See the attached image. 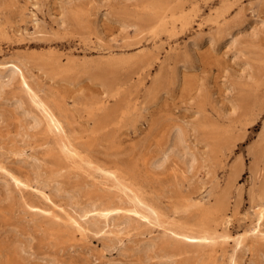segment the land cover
<instances>
[{"label": "rangeland", "instance_id": "1", "mask_svg": "<svg viewBox=\"0 0 264 264\" xmlns=\"http://www.w3.org/2000/svg\"><path fill=\"white\" fill-rule=\"evenodd\" d=\"M12 64L63 130L28 129L14 100L41 110L18 77L2 87L0 264H264V244L242 235L255 224L264 232V211L253 219L264 210V171L253 169L264 131V0H0V68ZM175 125L198 165L184 174L169 160L149 172ZM66 144L83 166L60 157ZM238 163L226 237L209 262L189 244L169 256L162 243L176 235L149 204L193 220L194 210L176 211L178 198L212 201ZM87 219L100 229L75 230Z\"/></svg>", "mask_w": 264, "mask_h": 264}, {"label": "bare ground", "instance_id": "2", "mask_svg": "<svg viewBox=\"0 0 264 264\" xmlns=\"http://www.w3.org/2000/svg\"><path fill=\"white\" fill-rule=\"evenodd\" d=\"M18 67L19 66H17L16 64H12L8 66L3 65L0 68V90L4 85H8L14 78L18 77L21 86L28 93L29 97H31V101L35 103L36 107L41 110V114H29V112L22 107V101L16 98L14 100V109L17 110L18 108H21V111L19 112L21 113V117L24 116L22 119L23 121H25V126L28 129L31 127L38 128L44 126L45 133H60L63 129L59 120L56 119L51 108H49L47 103L40 99L32 91L30 85L25 80L21 69ZM5 75L7 79H5L4 81V79L2 80L1 78L5 77ZM1 114L0 119H2ZM232 138L233 137H231V140ZM219 140L220 139H217V142ZM215 146L217 145L215 144ZM257 147L258 151H256L255 154V161H257L256 164L254 163L253 169L256 171L258 168V163H260L264 171V131L261 133L260 139L257 142ZM218 149L214 150L219 152ZM217 152H215L214 154V161L217 158ZM59 153L62 159L69 160L75 166L81 167L85 164V160H77L80 158L79 153L74 148H72L70 144L63 145V147L60 148ZM32 157L33 159L35 158L34 156ZM169 160L180 164V168H182L184 174H186L188 171H191L192 169H195V167L199 163V156L188 145V142L185 138L184 129L179 125H175L171 128V130L167 131L162 141L158 145L156 153L147 159L146 169L151 173L160 172ZM241 167V163H238L237 165L231 167L232 169H230L226 184L222 188H220V190L217 191L215 195H213L214 197L212 201L208 200L205 203L193 201L190 192L185 193L178 198L176 211H184L188 209H190V211L194 210L193 220L184 218L181 221L174 217H171L172 219H168V217L164 218L162 212L160 210H157L158 206L155 207L153 204H149V207H151L149 213H154L153 217L154 220H156V223L161 222L166 224V226L176 235L174 238H170L169 242L162 243L163 248L167 251V254L169 256L172 257L174 255H180L184 253L186 251V244H189V246L193 245L197 247L195 248L196 252L194 258L199 260V262H206V260L208 259L207 263L209 262V258L211 257L212 252L216 250L215 247L219 243V239L222 237H226L225 231L227 230L229 221L228 219H226V216H224V211L228 209V205L230 203L231 198V188L234 186L237 181V178L241 173ZM80 187L84 189V186L80 185ZM77 190L81 191V189ZM261 192H263V194L261 193V196H263L264 189H262ZM136 197L140 200V202L145 203L143 198H140L137 195ZM74 205H76V202L74 203ZM192 206L193 208H191ZM94 207L95 204H93L92 202L90 207L82 208L81 211L83 214H85L88 211L92 210ZM115 208H119V206L115 205L111 209ZM263 211V208H261L260 206H258L254 210L253 219L255 220V222H258V220L263 217ZM94 220L95 219H87V224L85 223L86 221L83 220L82 221L85 224H82L80 222L81 220H74L72 225L74 226L75 230L79 231L81 234H84L85 230L88 227L94 230L100 229L99 225ZM54 226V223H50L49 228H57ZM242 235L251 237L252 243L264 244V232L258 229L256 224L249 231ZM244 236H240L241 239H238V242L241 243L242 241H244L246 238ZM188 239L197 240L196 242H188ZM153 244H155V242L153 240H149V242L145 244V246H143L144 248L142 247V249L147 250L149 248H152ZM20 245L21 243H16L12 248L14 256L23 257L25 255L24 251H26L27 248L23 247V244L22 246ZM5 260V264L16 263L14 262V257L12 258L9 256L8 259L6 258ZM233 261L234 256H232V258H229V264H233ZM171 263L172 260L166 259V261H164L162 264Z\"/></svg>", "mask_w": 264, "mask_h": 264}]
</instances>
